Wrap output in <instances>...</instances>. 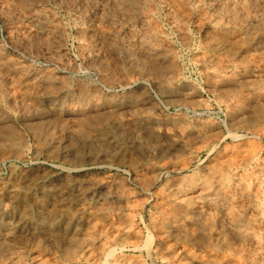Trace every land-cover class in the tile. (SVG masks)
<instances>
[{"label": "bare ground", "instance_id": "obj_1", "mask_svg": "<svg viewBox=\"0 0 264 264\" xmlns=\"http://www.w3.org/2000/svg\"><path fill=\"white\" fill-rule=\"evenodd\" d=\"M20 2L22 3L16 2L15 0H0V18L3 21H6L8 23L16 24V22L19 21L20 24L17 22L18 25L16 26L18 29H20V32L18 31L16 27L15 29L18 31V33H22V39L24 40V42L29 41V39H31V37L34 36L35 34L33 33L34 29L31 27L32 23L30 22L37 20V19L45 20L44 24L48 29L51 27V25H55L57 23L58 20L56 21V23H54L55 17L49 18L50 16L46 14L47 9L46 10L41 9V6L38 8L37 5H36L37 7L35 6L28 7V5L26 6L23 1H20ZM118 2H120V4ZM96 3L97 2H95V5ZM88 6H90V4ZM94 7L95 6L93 5V8ZM106 8H108V10L110 9L111 11L112 9H115L114 11L110 13L106 12L107 15L109 14L107 16V23L109 24L108 27L100 26L99 22L97 21L98 25H95L96 23L95 24L89 23L84 26L81 25L82 27H80V29L78 30V35L76 33V36H78L77 40H78L79 48H80L79 52H81L83 59L88 63L93 62V61H97L98 63H100L101 68H102L101 73L103 71H106L108 68V66L105 63L107 59L104 56V53H103L104 50L102 51L100 49L101 43L102 41L105 43V41L111 38L110 36H113L114 38V35H115L118 37L119 45L122 50L121 52L122 61L127 65V69L121 71V75L126 80V82L127 81L128 82L138 81L140 83H146V84L149 83L152 86H154L156 89L163 91V92H168V93L173 90L175 91V89L179 87L180 83L178 82V78H179L178 76H181V75L179 74V70L177 67L178 65H176V61H175L176 59L175 57L177 56L175 55V51H174V48H172V45H170L164 37V32L162 30L163 27L161 28L158 25L159 23H157V21L154 20V14L156 10L158 8H161L162 10H164L168 18V21L173 27V30L177 32V34L180 36V39H182V41H185V43L189 42L188 41L189 40V26L191 24L192 26L194 25L199 31L202 32L203 34L202 36L205 39L204 48L206 50L204 49L205 50V51L203 50L204 52H201L199 55L197 54L198 55L197 60L202 66V69H203V72L206 78L213 83L214 88L222 87L223 89L224 85H227V86L229 85L231 87L230 89L227 87L228 90H225L226 89L225 88L224 91L219 94L222 99V102L225 103V106H226L225 110L227 113V118L230 122L229 124H231L232 126L238 127V129H240L239 134L243 135L244 137H247L251 135L253 136V133H252L253 131L251 132L252 127H257L260 124L264 123V0H101L96 5V13L99 14L103 12ZM83 9H85V7ZM89 11L90 10L88 9L87 12ZM50 12H52V10ZM9 14H13V16ZM95 15L96 14H94V16ZM81 16H85V14ZM93 18H96V17H93ZM75 19H78V18H75ZM23 21H25V23ZM39 23L42 24L41 22ZM58 28L60 29V27ZM13 29L14 27L11 30ZM60 30L63 31V29H60ZM194 31H195V28H194ZM59 34L62 35L61 32ZM59 34L57 36H59ZM233 37H236L237 39L240 40L239 46L230 45L231 42L229 41ZM28 44H27V47H28ZM33 45H35V43H33ZM115 45L117 46V44ZM12 46L16 47V45H12ZM61 47L62 46H60V48ZM48 49H49V45H48ZM23 54L21 55L23 56ZM7 56L8 54L2 51V49H0V91L4 92V93L1 92L3 93L1 94V97L7 100L8 104H10L8 101L10 102L19 101L26 106V108H23L21 110V113L17 117H19V121H23L26 127H28L29 129L33 131L34 134L32 135L38 138L41 137L43 139L41 141L47 144H52L54 142H57V144H59L58 142H59V139L62 137V135L64 133L70 132L69 127L73 125L68 124V122L70 121L71 123V121L76 119V117L74 116L75 114H77V116L79 114L82 117L81 120L83 121V124H82L81 130L84 136L93 137L92 139H94V141H98L100 142V144H103V145L105 144L106 147L109 146L108 148H112V150H114L117 147L127 144L129 141L130 143L135 141V139L133 140V138L131 137L132 134L128 132V130L125 127H123L124 125L123 126L120 124L117 125L118 129L120 128L119 131L116 129L120 133L119 137L116 135H112L113 132H115L116 130L114 131V126L111 125L112 123H110L108 119H113V118L111 116L110 118L106 117L105 115L100 113V110H99V114H95L96 111L95 113L93 111L94 114L90 113L91 110L92 109L94 110V108H96L97 105L96 104L94 105V103L90 104L89 102L83 103L81 100L84 97L82 96H81L82 99L81 98L76 99L75 98L76 96L74 92L72 91L73 88L71 89L72 92L65 89L68 83L67 82H66L67 84L64 83L66 80L62 81L64 85L66 84L65 85L66 87L64 88L62 84L60 83L61 81L59 82L56 75L54 74L53 72L54 69L49 70V68H47L48 71H46L45 70L46 68H44V71L43 70L36 71L34 69L32 71L30 70L27 71V69H25L24 66L19 65L20 63L19 64L17 63V60L19 61L21 58L17 59L16 61L15 60L12 61L9 58L5 59ZM52 58H54V56ZM56 61L58 60L54 59L53 62L56 63ZM51 64L54 65V63H51ZM71 65L72 64H70V66ZM63 66L65 67L64 64ZM112 66H115V65H112ZM64 67H59L58 69L59 72L61 73L60 75L61 79L64 76L63 74H67L69 72L67 68L65 69ZM112 70L116 71L114 70V68ZM109 77L107 78L109 79ZM77 79H79V77ZM102 80L104 79L102 78ZM102 80H100L98 84L103 85L101 83ZM105 80L103 82H105ZM114 81L116 80L114 79ZM38 82L40 84L38 90H35L36 88L33 89V87L29 86L30 84L36 85ZM94 83L95 82H93V84ZM108 86H109V83H108ZM129 86L131 87V85ZM81 88H82V84H81ZM109 90L111 91V89ZM94 91L95 89L93 90L92 88L90 92H94ZM218 100L220 101V99ZM2 103L5 104V101ZM21 103L20 104L17 103V105H21ZM17 105H15V107ZM44 105H47L48 109L45 108ZM20 108H22V106ZM9 113L4 114L3 112H0V142L2 143L1 144L2 148L0 150V156L6 155L7 157V155H11V156L21 158V156H23L24 154L22 150V145L23 146L25 145L24 137L18 132L17 133L13 132V129L11 128V123L8 122L9 120H13V118H11V116H13L12 115L13 112L11 114ZM18 113H19V110H18ZM54 113L60 116L61 118L63 117L62 119L65 122L64 123L60 121L57 122L58 120L57 121L51 120L54 122H50V119H53V118H48V117L50 115L52 116ZM14 114H16V112ZM106 115L108 116V114ZM46 117L48 119L46 122H44V119ZM140 117H138V119H140ZM61 118L59 120H61ZM114 123L116 124V122ZM127 125H129V123ZM57 127L59 128L58 130L59 133L56 132V134L57 133L58 134L54 135L55 133L54 131H56L55 128ZM70 128H71V133H72L73 132L72 127ZM75 128H76V125H75ZM260 128L262 127L260 126ZM215 131H217V129ZM258 132H261V131H258ZM71 133H68V134H71ZM77 134H80V132ZM241 137L242 136H240V139ZM62 138H64V136ZM76 138L75 140H77ZM259 138L261 139V137ZM149 139L150 138H148V140ZM145 140H147V138H145ZM41 141L39 144L42 143ZM256 146H257L256 144L250 145L248 143L236 144L231 148V151L229 154H222L221 152L216 153L213 160L209 162L208 164H206L205 166L203 165L204 167H202L195 175H192V176L189 175V177H187V176H184V173L186 172H183V175H181L180 171L178 170V175L179 174L180 175L179 176L177 175L178 177L176 176L175 181L169 183L168 181L166 182L165 180H163L165 182L161 183L162 187L154 195L156 196V199L158 201L157 211H156L157 215L155 213L154 215L156 216H154L153 218L151 217V218L153 222V227L158 233V236H157L158 245L161 248L166 249L168 253L172 254L169 256L171 260L173 261V263L176 262L177 264H264V155L262 151L263 149H261L262 147L259 148ZM55 147H57V145H55L52 148H55ZM83 150H85V147ZM76 151L79 152L78 150ZM104 151H107L108 153L109 149L105 150L104 148ZM82 152L83 151L79 153H81L82 155ZM116 153L117 151L114 152L115 155ZM223 153H224V150H223ZM37 154H40L39 151ZM57 157H58V154H57ZM64 157L65 156H63L62 154V158ZM93 159L95 158L93 157ZM105 159H108V158H105ZM68 168L69 170L74 171L76 173L74 177L70 179L71 181H68L67 186H66L67 189L65 191H71L73 193H75L76 191L78 192L80 189V186L82 187V184H81L82 181L79 179V177L80 176L83 177L87 173L84 171L83 168H80V167H68ZM187 169L189 170V168ZM33 178L34 177H32V181H34ZM95 180H98L97 177ZM101 181H104V180L102 179ZM89 184H90V188H86L87 189L86 191L92 190L93 192L94 190L93 193L96 192V194L100 197V200H101V203L98 206L97 211L93 212V214L95 216L104 215L106 219V223H105V219L103 218L104 219L103 222L105 223V226L100 225L99 221L97 220L96 217H94V215H92V213H90L89 211H84V209L83 210L81 209L83 211V214L86 213L85 215L86 217L84 218V221L82 222L83 224L81 226L82 228L84 225V228L81 229L84 232L82 231V234H80L79 237L76 236V238H73L71 234L69 235L72 238L70 240L66 239L69 241L70 244L67 243L68 247H66L65 250H62L64 252L62 254V259L60 258L61 260L55 257L56 253L58 252H55V255L54 257H52V259L48 258L51 256H48V257L44 256V253H46L49 248H46L45 247L46 245L44 246V244L39 243L38 238L35 242H33L31 246H29L28 244L29 247H27L26 243L24 242H21V243L16 242L15 238H18L20 236V232L18 231L22 230V228L25 227V224L31 223V224L36 225V226L34 225V228L36 229V231L38 230V227H39L41 229H44L46 233H49L47 231L52 226H55L57 224H64V225L66 224V225H73V226L78 225L79 226V222H81L80 218H78L77 216H72L70 212H73V211L68 210V213L67 211H64L65 208L61 207L62 204H60L59 207H54V202L56 201L55 199L54 201L52 200L53 205L51 207L53 208L51 210L49 209L51 211L49 214L51 216L49 222L45 223L44 222L45 220L44 221L40 219L37 220L36 218L37 216L35 217L36 219L31 216V212L34 206L32 205V202L29 199V195L28 197L25 196L24 198L20 196L21 197L20 198L19 197L20 191L17 189L18 187L14 188L15 186L14 187L13 186L12 187L3 186L0 189V264H94V263H98V264L100 263L101 264H143L144 262L141 263V260L140 262L136 259L132 260L131 259L132 257L127 258L128 255L125 256V254L123 253L125 249L130 248L131 246L135 247L134 244L132 245V242L134 243V241H131V240L136 239L139 235L138 232L141 230L137 231V228L134 226L132 220L134 218V214L143 208V204L132 203L130 200V193L128 190L126 192L125 191L126 189L123 190L122 188V190L120 191L118 189L115 190L114 188V191H113L112 182H109V181L99 182V183H95L93 186H92V182H89ZM44 185L45 183L40 185L42 189L39 191H41L42 193L41 195H43L42 197L47 198L48 194L51 195V192L53 194L54 191L52 189H48L51 186L50 184H49L50 186L47 185L49 186L48 188ZM122 185H119V186L122 187ZM29 186L31 185L29 184ZM57 186H59V184ZM150 187L152 186H149V188ZM52 188L55 189V187H52ZM60 189L57 188L56 190L60 191ZM62 193H64V190L62 191ZM59 194L60 193H58V196ZM70 195L71 193L69 194V196ZM65 196H61V198L62 197L64 198ZM48 202H49L48 204L51 205V202L50 201ZM51 207H48V208H51ZM78 215L81 216L82 214H78ZM11 220H15V223H13ZM192 227H196L198 229L199 231L198 233L200 234L199 237H201L203 243L209 245L210 251H207V253L203 254L202 252H197V251L195 252L185 247H178L177 245L172 244L173 242L170 243L169 238L173 235H180L182 237H186V236L188 237L190 233H193L191 230ZM65 228H68V227H65ZM32 232L34 233V231ZM34 236L37 237V234H34ZM34 236L33 237L30 236V238L35 239L36 237ZM45 236L47 235H44V238ZM25 238L27 240L26 236ZM146 238H149V236ZM185 239H188V238H185ZM30 241H33V240H30ZM58 241L59 240H57V242ZM130 241L131 243L129 245ZM26 242L28 243V241ZM22 244H24L25 246H23ZM145 244L147 245V243ZM48 246H51V245H48ZM65 246L66 244H64V247ZM55 251H57V249ZM155 253H159V251ZM165 257H161V258H165Z\"/></svg>", "mask_w": 264, "mask_h": 264}, {"label": "rangeland", "instance_id": "obj_2", "mask_svg": "<svg viewBox=\"0 0 264 264\" xmlns=\"http://www.w3.org/2000/svg\"><path fill=\"white\" fill-rule=\"evenodd\" d=\"M15 1L19 2V3H22L20 1H23L26 6L28 5V7H30V6L31 7H34V6L37 7L38 6V8H39L41 6V9H44V10L47 9L48 10V11L46 10V12H47L46 14H48L50 16L49 18L55 17L54 23H56L57 20L58 21L55 25H51V27L49 29L44 24L45 20L37 19L38 22H37V20L30 22V23H32V25L31 24L30 25L34 29L33 33H35V34H34V36L31 37V39H29V41L24 42V40L22 39V33H18V31L20 32V29H18L16 26V25H18V23L20 24V22L17 21L18 23L16 22V24L15 23H8L6 21H3L0 18V49H2V51L6 52L8 54V56L5 59L9 58L12 61L13 60L16 61L17 59L21 58L19 61L17 60V63L18 64L20 63L19 65L24 66V68L27 69V71L28 70L32 71L33 69L36 71L37 70H43L44 71V68H46L45 69L46 71H48L47 68H49V70L54 69L53 72L56 75L58 81L59 82L61 81L60 83L62 84V86L64 88L67 86L65 89H67L69 91H71V89L73 88L72 91L74 92L76 99H80V98L82 99V97H84L81 100L83 103L89 102L90 104L94 103V105L95 104L97 105L96 108H94V110L92 109L90 113L94 114L96 111L95 114H99V110H100V113H102L106 117L110 118V116H111L113 119H108V120L110 121V123H112L111 125L114 126V131L116 129L119 131L120 128L118 129L117 125H119V124L122 126L124 125L123 127H125L128 130V132H130L132 134L131 137L133 138V140L135 139V141L132 143H130V141L129 142L127 141L128 143L126 142L130 146H128L127 144H125V145L122 144L123 146L115 148L114 149L115 151H114V150H112V148H108L109 146L106 147L105 144L103 145V144H100V142H98V141H94V139H92L93 137L84 136L82 133V130H81V127L83 124V121L81 120L82 117L79 114H78V116H77V114H75L74 116L76 117V119L71 121V123H70V121L68 122V124L73 125V126H70V127H72L73 132L71 133V128L69 127L70 132H68V133H71V134L64 133L62 135V137L64 136V138L61 137L62 139L61 138L59 139V142H58L59 144H57V142H54L52 144H47V143L41 141V140H43L41 137L38 138V137H35L34 135H32V134H34L33 131L31 129H29L28 127H26V125L23 121H19V117H17V116H19V114L21 113V110L23 108H26V106L24 104H22L21 102L16 101V100H15L16 102L8 101L10 103V104H8L7 100H5L4 98L1 97V94H3L4 92L0 91V102H1L0 103V112H3L4 114L9 113V112H10L9 114H11L13 112L12 113L13 116H11V118H13V120H9L8 122L11 123V128L13 129V132H15V133L18 132L21 135H23L24 143H25L24 146L22 145V150H23L24 154H23V156H21V158L11 156V155H7V157H6V155L0 156V189L3 186L4 187H12V186L14 187L15 186L14 188L18 187L17 189L20 191L19 197L21 196L22 198H24L25 196L28 197V195H29V199L32 202V205L34 206L32 209V212H31V216L34 218L37 216L36 217L37 220L38 219H40L42 221L45 220L44 221L45 223L49 222L50 217H51L49 215L51 212L50 210L53 208V207H51L53 205L52 200L54 201L55 199H56V201L54 202V207H59L60 204H62L61 207L65 208L64 211H67V213H68V210L73 211V212L76 210L74 213L70 212V214L72 216H77L81 220V222H79V226L78 225L77 226L66 225V224L65 225L64 224H57L55 226H52L51 227L52 230L50 228L47 231L49 233H46L44 231V229H41L39 227H38V230L36 231V229L34 228L35 224H31V223L25 224V227L22 228V230L18 231V232H20V236L18 238H15L16 242H18V243L24 242V243H26L27 247H29L38 238L39 243L44 244V246L46 245L45 246L46 248H49L46 253L43 252L44 256H46V257L51 256L48 258L52 259V257H54V255H55V252H58V253H56L55 257H57V259L61 260L62 254L64 252L62 250H65V248L68 247V244H70L68 240H70L72 237L73 238H76V236L79 237L80 234H82L83 230H81V229L84 228V225L82 228H81V226L83 224L82 222L84 221V218L86 217L85 216L86 213L83 214L82 210L84 209V211H89L90 213H92V215H94L93 212L97 211L98 206L101 203L100 197L96 194V192L93 193L94 190H93V192H92V190L90 191L89 189H88L89 191H86L87 190L86 188H90L89 182H92V186H93L95 183L109 181V182L113 183L112 184L113 191H114V188H115V190L118 189L120 191L122 190V188H123V190L126 189L125 191L127 192V190H128L130 193V200L132 203L143 204V208L134 214V218L132 220L134 226L137 228V231L141 230L142 232L141 231L138 232L139 233V235L137 237L138 239L136 238V239L131 240V241H134V243L132 242V245L134 244L135 247L131 246L132 249H131V247L125 249L123 252L125 254V256L128 255L127 258L132 257L131 258L132 260L136 259L139 262L141 260V263L144 262L143 264H175L176 262L173 263V261L171 260V258L169 256L172 254L168 253L166 251V249L161 248L158 245V238H157L158 233L154 229L153 222H152V218L157 215L156 211H157V202H158L156 199V196H154V195L162 187L161 183L162 182L164 183L165 181L166 182L168 181L169 183L175 181L176 176L178 175V170L180 171L181 175H183V172H186L187 174L184 173V176H187V177H189V175L190 176L195 175L202 167H204L206 164H208L209 162H211L213 160L216 153L221 152L222 154H229L231 151V148L236 144H241V143L242 144L248 143L250 145L256 144L257 145L256 147H259V148L262 147L261 149H263L262 151H263V155H264V137H263L264 136V130H263L264 129V123L257 126L258 128L252 127L251 132L253 131L252 132L253 136L250 134L251 136H247V137H244L243 135L239 134L240 129H238V127H235V126H232L231 124H229L230 122L227 118V113L225 110L226 106H225V103L222 102V99H221L219 94L222 93L225 88H226L225 90H228L227 87L229 89L231 87L229 85L228 86L224 85L223 89H222V87H220L221 89L219 87L214 88L213 83L206 78V76L203 72L202 66L200 65V63L197 60V56L201 52H204L206 50L204 48L205 39L202 36L203 35L202 32L199 31L194 25L192 26V24H191L189 26V40H188L189 42L185 43V41H182V39H180V36L177 34V32H175V30H173V27L171 26L170 22L168 21V18L166 16L164 10H162L161 8H158L156 10V12L154 14V20L157 21V23H159L158 25L161 28L163 27L162 30L164 32L165 39L168 41V43L170 45H172V48H174L175 55L177 56V57H175L176 58L175 59L176 65H178L177 67L179 70V74L181 75V76H178L179 77L178 82L180 83V85L178 88L175 89V91L174 90L171 91L172 93L160 91L149 83H147L148 84L147 85L146 83H140L138 81L137 82H135V81L128 82L127 81L129 84L126 82V80L121 75V71L126 70L127 65L122 61V57H121L122 50H121L120 45H119L118 37L115 35H114V38H113V36H110L111 38L108 39L107 41H105V43L103 41L101 43L102 48L100 47V49L102 51L104 50L103 53H104L105 58L107 59L105 61L106 65L108 66L106 71H103L101 73V70H102L101 64L98 63L97 61H93V62L88 63L83 59L81 52H79L80 48H79V43L77 40L78 36H76V33L78 35V30L80 29V27L87 25L89 23H94V24L96 23L95 25H98V22H99L100 26L108 27L109 24L107 23V16L109 14L107 15V13H110V12L115 10V9L111 8L112 9V11H111L110 9L108 10V8H106L103 11L104 13L103 12H101L99 14L96 13V5L101 0H92V1L91 0H86V1L85 0H79V1L78 0H63V1L62 0H59V1L58 0H29L30 2L28 0H26V1L25 0H15ZM26 2H28V3H26ZM95 2H97L96 5H95ZM118 3L120 4V2H118ZM89 4H90V6H88ZM92 4L95 6L94 8H93ZM84 7H85V9H83ZM88 9L90 10L89 12H87ZM51 10H52V12H50ZM81 10H83V11H81ZM84 14H85V16H81ZM94 14H96V15L94 16ZM9 15L13 16V14H9ZM97 15H99V16H97ZM89 16H91V17H89ZM72 17L73 18L75 17L78 19H75V18L73 19ZM80 17H81V19H80ZM93 17H96V18H93ZM99 17H101V18H99ZM76 21H77V23H76ZM101 21H102V23H101ZM105 21H106V23H105ZM23 22L25 23V21H23ZM39 22H41L43 25L40 24ZM57 24H58V26H57ZM12 26L14 27V29H13L14 31L11 30L13 28ZM54 26L55 27L57 26V27L55 28ZM15 27L18 29V31L15 29ZM39 27H40V29H39ZM45 27H46V29H45ZM58 27H60V29H63V31L60 30ZM194 28H195V31H194ZM13 32H14V34H13ZM60 32L62 35L59 34ZM58 34H59V36H57ZM17 36H19L20 39ZM194 36H195V38H194ZM15 38H17V39H15ZM115 38H117V39H115ZM200 38L202 39V41ZM48 39L50 40V42ZM53 39H55V40H53ZM114 39H115V41H114ZM12 40H13V42H12ZM38 40H39V42H38ZM40 42H42V43H40ZM59 42H60V44H59ZM229 42H231V44H230L231 46H239L240 45V40L237 39L236 37H233ZM5 43H7V44H5ZM33 43H35V45H33ZM27 44H28V47H27ZM115 44H117V46ZM183 44H185V45H183ZM199 44L202 46H200ZM12 45H16V47L15 46L13 47ZM48 45H49V49H48ZM113 45H115V46H113ZM23 46H24V48H23ZM60 46H62V47L60 48ZM31 47H32V49H31ZM44 47H45V49H44ZM50 47L52 50L50 49ZM24 49H26L27 51ZM34 49H36L37 51ZM21 54H23V56ZM52 54H54V55H52ZM24 55L26 56V58ZM59 55H60V57H59ZM53 56H54V58H52ZM111 56H112V58H111ZM12 57H14V58H12ZM58 57H59V59H58ZM22 58H24V59H22ZM108 58H110V59H108ZM49 59H50V61H49ZM54 59H56L58 61H56V63H55V62H53ZM62 61H64V62H62ZM112 61L114 62V64ZM51 63H54L55 66ZM63 64L65 65V67L63 66ZM70 64H72V65L70 66ZM112 65H115V66H112ZM111 66H112V68H111ZM59 67H64L65 69L67 68V70L69 71L67 74H63L64 76L62 79L60 78L61 73L58 70ZM85 68H86V70H85ZM113 68L116 71L118 70L117 71L118 73L116 71H113L112 70ZM55 69H56V71H55ZM96 69L99 73L96 71ZM76 70H77V72H76ZM106 72H107V74H106ZM108 73H110V74H108ZM73 76L75 78L79 77V79H77V78L75 79ZM105 76H107V77L110 76V77L108 79ZM102 78L104 80L105 79H107V80H105V82H103L104 80H102ZM114 79L116 81H114ZM64 80H66L64 83H66V82L68 83V84L66 83L67 85L65 84L66 86L64 85V83H62V81H64ZM100 80H102L101 83L103 85L98 84L100 82ZM113 81H114V83H113ZM93 82H95V83L93 84ZM107 82L109 83V86H108ZM80 83L82 84V88H81ZM208 83H209V85H208ZM34 85L30 84L29 86L33 87V89L36 88L35 90H38L39 86H40L39 82L35 86ZM129 85H131V87ZM122 87L123 88L125 87V88L123 89ZM211 87H213V88H211ZM92 88H93V90L95 89V91H97V92H95V91L90 92L92 90ZM77 89H78V91H77ZM79 89H81V90H79ZM109 89H111V91ZM186 89H187V91H186ZM178 91H179V93H178ZM188 91H190V92H188ZM1 92H3V93H1ZM77 93H78V95H77ZM136 96H137V98H136ZM141 96H143V97H141ZM217 96H219V97H217ZM218 99H220V101ZM101 100H102V102H101ZM4 101H5V104L7 106L4 103H2ZM17 103L18 104L21 103V105H17ZM11 105H13V106H11ZM15 105H17V106L15 107ZM21 106H22V108H20ZM44 106H45V108L48 109L47 105H44ZM113 108H115V109H113ZM5 110H6V112H5ZM18 110H19V113H18ZM93 111H94V113H93ZM15 112H16V114H14ZM106 114H108V116ZM118 114H120L122 118ZM53 116L54 117L56 116V117L54 118ZM129 116H130V118H129ZM14 117H15V119H14ZM47 117L45 118L46 120L44 119V122H46L48 118H53V119H50V122H54L57 120H58L57 122H59V121L63 122V123L65 122L62 119L63 117L61 118L60 116H58L55 113L52 116L50 115L48 118ZM138 117H140V119H138ZM56 118H58V119H56ZM60 118H61V120H59ZM51 120H54V121H51ZM113 120H115V121H113ZM132 120L135 122V124ZM114 122H116V124ZM128 123H129V125H127ZM75 125H76V128H75ZM148 125H150V126H148ZM260 126L262 128H260ZM147 129H148V131H147ZM216 129H217V131H215ZM55 130L56 131H54L55 132L54 135H57L59 133V131H58L59 128L57 127V128H55ZM117 130L115 132H113L112 135H116L119 137L120 133ZM139 130H140V132H139ZM26 131H28V132H26ZM254 131H256V132H254ZM258 131H261V132H258ZM56 132H58V133L56 134ZM79 132H80V134H77ZM136 132H138V133H136ZM145 132H147V133H145ZM143 133H144V135H143ZM24 134H25V136H24ZM152 134H154V135H152ZM109 135H111V134H109ZM141 136L143 139L141 138ZM217 136H218V138H217ZM240 136H242L241 139H240ZM259 137H261V139ZM31 138H32V140H31ZM69 138H70V140H69ZM75 138L77 140H75ZM145 138H147V140H145ZM148 138H150L149 139L150 141L148 140ZM151 138H152V140H151ZM65 139H67V140H65ZM40 141L43 143V144L41 143L42 146H41V144H39ZM73 141H75V142H73ZM36 142L38 145L36 144ZM135 143H136V145H135ZM1 144L2 143L0 142V150L2 148ZM53 144L57 145V147H55L56 149L52 148L55 146ZM131 144H133V145H131ZM140 144H141V146H140ZM147 146H149V147H147ZM41 147H43V148H41ZM72 147H73V149H72ZM84 147H85V150H83ZM225 147H226V149H225ZM104 148H105V150L109 149L108 153H107V151H104ZM221 148L224 150V153H223V150ZM212 149L214 150V152ZM52 150H54V151H52ZM76 150H78L79 152L83 151L82 155H81V153L77 152ZM38 151L40 154H37ZM51 151H52V153H51ZM116 151L118 154L116 153V155H115L114 152H116ZM49 154H51V155H49ZM57 154H58V157H57ZM62 154H63V156H65L64 158H62ZM112 154L115 156H113ZM34 155H35V157H34ZM54 155H56V156H54ZM103 156L105 158H108V159H105ZM109 156H111V157H109ZM175 156H176V158H175ZM93 157L95 159H93ZM117 158H118V160H117ZM189 158H191V159H189ZM163 160H165V161H163ZM183 160H185V161H183ZM188 161H189V163H188ZM97 165H99V166H97ZM68 167H80V168H83L84 171L87 173L85 176H83L84 178L82 176H80L81 178L79 177V179L83 183L81 182L82 187L80 186V189L78 192L76 191L75 193H73L71 191H65L67 189L66 186H67L68 181H71L70 179H72L76 173L74 171L69 170ZM67 168H68V170H67ZM172 168H173V170H172ZM187 168H189V170ZM196 169H198V170H196ZM169 171H170V173H169ZM145 173H147L148 175ZM34 174L35 175L37 174L36 177ZM41 175H42V177H41ZM64 176H66V177H64ZM32 177H34L33 178L34 181H32ZM96 177L98 180H95ZM102 179L104 181H101ZM11 180L12 181L14 180V181L12 182ZM23 180H24V182H23ZM60 180H61V182H60ZM151 180H152V182H151ZM163 180H165V181H163ZM38 181H39V183H38ZM32 182H33V184H32ZM84 182H86V183H84ZM43 183H45L44 186H46L47 188L51 185L48 189H52L54 191V193H53L54 195L51 192V195L48 194L47 198L42 197L43 195H41L42 193L39 190L42 189V187L40 185H42ZM55 183H57V184H55ZM87 183H88L89 187H88ZM27 184H28V186H27ZM29 184L31 186H29ZM58 184H59V186L60 185L61 186L60 187L57 186ZM5 185H7V186H5ZM37 185H38V187H37ZM47 185H49V186H47ZM119 185H122V187H120ZM148 185L152 186V187L149 188ZM25 186H27V187H25ZM29 187H31V188H29ZM52 187H55V189H53ZM27 188H28V190H27ZM57 188L58 189L61 188L60 191L56 190ZM63 190H64V193H62ZM84 191H86V192H84ZM25 192H26V194H25ZM58 193H60L59 196H58ZM70 193H71V195L69 196ZM50 196H52V197H50ZM61 196H65L64 197L65 199L63 197L61 198ZM78 196H80V197H78ZM53 197H54V199H53ZM34 200H36L37 202ZM48 201L51 202V205L48 204L49 203ZM47 206L51 207V208H48ZM78 208H79V210H78ZM41 210H42V212H41ZM43 210H44V212H43ZM155 213H156V215H154ZM35 214H37V215H35ZM78 214H82L81 215L82 217ZM94 217L97 218L100 225L105 226L106 219H105L104 215H101V216L100 215H97V216L94 215ZM139 217H141V218H139ZM103 218L105 219V223L103 222L104 221ZM101 219H102V221H101ZM11 221L13 223H15V220H11ZM65 227H68V228H65ZM145 227H147V228H145ZM196 229H197L196 227L191 228L193 233H190L189 236L191 234L193 236L191 235L190 238H189V236L188 237L187 236L182 237L180 235H173L169 238V241H170V243L173 242L172 244L177 245L178 247H185V248H188L192 251L202 252L203 254H205V253H207V251H210V247L208 244L203 243L201 237H199L200 236V234L198 233L199 231H198V229L196 231ZM50 230L52 231V233ZM32 231H34V233ZM79 231H81V232H79ZM67 233H68V235H67ZM145 233L149 236V238H146L148 236ZM156 233H157V235H156ZM34 234H37V237L34 236ZM70 234L72 237L69 236ZM38 235H39V237H38ZM44 235H47V236H45V238H44ZM65 235H67V236H65ZM155 235H156V237H155ZM25 236L27 237V240H26ZM30 236L31 237L34 236L36 238L32 239V238H30ZM53 236H54V238H53ZM19 238L21 241L19 240ZM23 238H25V239H23ZM56 238H57V240H59L58 242H57ZM185 238H188V239H185ZM66 239H68V240H66ZM30 240H33V241H30ZM26 241H28V243ZM131 241L129 242V245H130ZM145 243H147V245ZM28 244H29V246H28ZM64 244H66L65 247H64ZM22 245L25 246L24 244H22ZM48 245H51V246H48ZM55 247H56L57 251H55L56 250ZM158 251H159V253H155ZM167 255H168V257H167ZM161 257H165V258H161ZM94 264H98V263H94Z\"/></svg>", "mask_w": 264, "mask_h": 264}]
</instances>
